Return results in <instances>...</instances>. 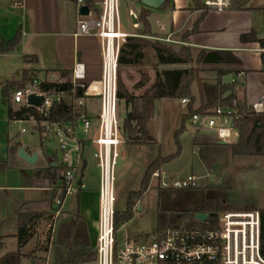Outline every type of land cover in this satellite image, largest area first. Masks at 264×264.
Instances as JSON below:
<instances>
[{
  "label": "crops",
  "instance_id": "obj_1",
  "mask_svg": "<svg viewBox=\"0 0 264 264\" xmlns=\"http://www.w3.org/2000/svg\"><path fill=\"white\" fill-rule=\"evenodd\" d=\"M0 1L5 2L6 6L5 10L0 8V41L10 39L18 29L21 31L19 43L9 51L0 53L4 56L22 59L24 66L17 72L26 69L41 77L47 73L70 71L75 62H80L84 65L87 81L99 78L100 40L92 36L74 35L77 18V7L74 0ZM178 1L179 3L173 2L170 8L164 10L160 7L156 10L151 9L149 16L155 17L160 14L156 17L158 26L157 32L154 33L170 35L171 38L193 27L201 11L193 9L192 5L184 0ZM154 11L159 13H154ZM250 31H253L258 38H264V0H260L257 6H253L248 0H230L229 5L220 11L208 9L199 20L197 31L190 34L187 42L180 41L197 53L200 50L230 51L240 61L238 65L198 63L204 66L210 65L211 75L210 80L201 86L200 84L192 85L193 96L199 98L194 102V107L199 106L198 103L203 99L200 88L206 94L205 100L210 101L214 97L218 83L231 82L236 83V97L243 100L248 107L252 108L254 104L259 106L260 102H264V66L260 60L264 47L257 42L242 43L239 39L241 34ZM31 57H35V60ZM130 65L135 64L122 66ZM144 86L145 84L139 88ZM209 90L211 94L207 96L205 91ZM133 95L139 97L142 93ZM165 99L167 97L155 100L151 110L146 114L144 129L147 141L139 143L141 146L154 149L160 146L155 134L149 132V122L153 116H156V113L158 114L160 107H163ZM121 101L124 102L123 99H118V117ZM139 101L141 100L138 98L137 102ZM86 105L94 121L98 112L97 98L87 99ZM124 105L126 115L131 110V105H126L125 102ZM183 106L185 110L186 105ZM183 112L178 115L179 123ZM6 137L9 148L14 153L12 152L10 158L6 160L0 159V235L2 237L0 256L19 250L24 254H31V257L25 258L21 264H59L61 256L66 253V245L74 233L75 215L82 222L85 236L93 246L92 240L95 243L98 210V170L91 157L92 147L86 145L82 168L77 178V181H80L84 187L71 195L72 198L67 197L63 209L55 216L53 197L59 179L51 182L46 176L35 174L37 169L48 166L58 167L54 141L40 135L37 144L16 139L15 142L20 144L19 147H23L29 155L36 152L35 162L29 164L17 157L19 147L14 150L15 142L12 143L7 134ZM129 143L126 141L121 144L119 150ZM192 146L195 147V153L205 154L211 152L217 144L212 134L201 133L192 136ZM48 149L54 151H50V155H47ZM150 154L147 166L157 156H166L158 149L157 152H150ZM171 162L172 160L162 164L160 169L167 171L165 167ZM177 171L182 172V168L167 172ZM202 177H208V174ZM252 208L264 209V206ZM139 209L141 210L140 207ZM24 212L42 213V215L35 217L29 223L30 236L24 244L19 245L16 236L17 214ZM76 231L78 233L77 229Z\"/></svg>",
  "mask_w": 264,
  "mask_h": 264
},
{
  "label": "built area",
  "instance_id": "obj_2",
  "mask_svg": "<svg viewBox=\"0 0 264 264\" xmlns=\"http://www.w3.org/2000/svg\"><path fill=\"white\" fill-rule=\"evenodd\" d=\"M230 0H204L208 9L222 10ZM77 7L75 36H92L100 40L101 69L98 79L86 80L84 65L75 62L67 77L59 73L32 76L23 86L10 93V103L18 108L32 107L37 116L29 112L12 123H30L33 131L48 137L55 143L60 179L53 197L54 215L57 216L67 199L84 185L77 181L84 160L86 145H90L91 157L98 170L97 223L95 237V264H264L260 253V218L258 209H226L212 216L214 228H166L141 236L127 235L117 239L115 217V167L119 148L124 143L118 117L117 73L121 46L129 37H146L122 28L120 0H74ZM82 5L88 7L86 15L79 14ZM132 27L140 26L138 11L128 8ZM160 39V38H157ZM161 40L170 41V35ZM69 82V88H46L44 83ZM81 90V94H78ZM39 96L38 104H30V96ZM97 98L98 112L93 118L86 101ZM188 98H180L187 105ZM63 103L72 118H51L53 106ZM252 109L264 111V102ZM236 101L223 105L221 101L210 110L193 113L187 120L193 135L210 133L215 142L229 145L237 139L234 118ZM27 128H21L25 132ZM187 132V129H185ZM40 132V133H39ZM181 171L163 169L151 173L160 188H196L202 176L189 174L179 178ZM207 176V175H206Z\"/></svg>",
  "mask_w": 264,
  "mask_h": 264
},
{
  "label": "rangeland",
  "instance_id": "obj_3",
  "mask_svg": "<svg viewBox=\"0 0 264 264\" xmlns=\"http://www.w3.org/2000/svg\"><path fill=\"white\" fill-rule=\"evenodd\" d=\"M204 1V0H203ZM253 6H257L260 0H248ZM179 3L178 0H166L160 9L170 8L172 3ZM193 7L191 0H184ZM141 7H149L142 0H120V20L122 28L125 31L143 33L142 25L135 29L132 27V21L127 15L128 8L137 10ZM0 8L5 10V2L0 1ZM156 10L158 7H151ZM194 9V8H193ZM154 13H159L154 11ZM160 15V14H158ZM149 16L151 31L150 36H146L150 41H159L174 48L184 46L180 42L179 35H173L170 41L161 40L165 36L157 32L156 17ZM160 38V39H157ZM192 58H195L197 52L191 47ZM24 65L21 58H12L0 54V84L5 80L20 77V71L17 72ZM192 67L198 70L200 77V86L204 82L210 80L211 72L210 65L204 66L196 62L189 64H172L162 65L159 64L153 52L146 49L144 57L139 64L130 66H118V86H123L122 90H126L132 94H141L144 89L153 81L155 72L163 68H183ZM203 69H205L203 71ZM30 78L37 76L36 73L30 71L28 73ZM143 79H147L144 87L139 88L137 83H141ZM195 84V83H194ZM135 87V89H134ZM207 96H210L211 91H205ZM202 98L205 100L204 91L200 88ZM226 94L218 93L215 98V104ZM10 99V97H9ZM199 98L194 97V102ZM140 102V101H139ZM193 102V105H194ZM10 103V100H9ZM11 104V103H10ZM200 104V103H198ZM13 109H16L14 104H11ZM125 105L121 101L119 105V121L123 122L125 117ZM185 112L184 106L180 105L179 99L167 98L163 102V107H160L158 114L153 116L149 122V132L155 134L156 140L160 146L156 149L149 148L148 146H141L139 143L130 142L119 150L117 165L115 167V208L123 210L126 205L127 194L130 191L136 190L140 183L141 177L147 166L148 156L150 152H157L160 150L161 154L169 155L175 151V144L173 140V133L178 127L179 113ZM183 112V113H184ZM27 128L25 132H21V128ZM185 129L179 136L180 151L179 154L172 160V162L165 167L167 171L182 168V172L178 175L179 178H184L189 174L204 176L206 173L208 177L200 180L196 188H175L167 189L157 186L151 175L148 179V185L145 192L134 206L133 218L126 222L123 227L117 230V239L123 240L127 235L145 236L146 234L154 231L157 227V216L162 214L166 218L167 224L170 219L173 222L169 224L171 227L179 225V227H188L198 229L200 225L192 220V210H194L204 198H216L223 204L226 209H249L255 206H264V156H231L230 146L217 144L211 152L195 153V147L192 146L193 132L188 126L186 121ZM40 133V132H39ZM11 138V142L15 140H23L27 143L37 144L39 142V135L33 131L30 123H11L6 121V104L3 103L0 97V159L6 160L10 158V154L14 151L10 150L7 143V137ZM124 143L126 139L123 137ZM237 140V139H236ZM47 155H50L48 149ZM17 155V153H16ZM15 157V155L13 154ZM18 157V155H17ZM186 164L184 165V163ZM29 167V166H28ZM72 198V196H70ZM141 208V210L139 209ZM63 209V208H62ZM221 211V210H219ZM218 211H213L215 214ZM196 214H193L195 217ZM196 218V217H195ZM206 222H214L212 216L205 219ZM204 220V221H205ZM215 224V222H214ZM93 246L95 245L92 240Z\"/></svg>",
  "mask_w": 264,
  "mask_h": 264
},
{
  "label": "trees",
  "instance_id": "obj_4",
  "mask_svg": "<svg viewBox=\"0 0 264 264\" xmlns=\"http://www.w3.org/2000/svg\"><path fill=\"white\" fill-rule=\"evenodd\" d=\"M87 4L92 0H84ZM193 8L200 10L201 14L197 21L194 22L193 27L189 31H185L180 36V41L187 42L188 37L193 32L197 31V25L202 16L207 12L208 8L204 5L203 0H191ZM151 13L150 7H141L138 9V20L143 28L142 35L150 36L151 27L148 20V16ZM21 38V31L16 30L15 34L8 40L2 39L0 41V53H5L15 47ZM242 43L257 42L261 47H264V38H258L253 31L249 33H243L239 37ZM146 49H150L156 61L162 65L172 64H189L192 62L203 64H240L239 59L233 55L230 51L224 50H200L195 58H192L190 46L184 45L179 48H174L165 43L159 41H150L146 37H129L126 42L121 46L118 56L119 65L127 64H139L141 63ZM35 60V57H31ZM260 60L262 66H264V52L260 54ZM28 70H20V77L14 78V76L5 80L0 84V97L6 104V118L7 121L14 119H21L24 113L29 112L40 120L41 117L37 116L32 107L13 109L9 103L10 93L21 86H23L30 76ZM62 77H67L69 71H59ZM137 83V86H142L144 81ZM200 77L198 70L192 67L183 68H163L155 72V76L151 84L143 91L139 97L134 96L132 93L122 90L123 86H118L117 76V96L118 99H123L125 104L131 105V110L126 113L123 122L121 123V129L123 137L127 142L143 143L147 141L145 135V121L146 114L151 110L153 102L160 98H188L189 101L186 105L185 112L181 115L180 123L177 129L173 133V140L175 144V151L166 156H157L146 167L144 174L140 180L138 188L130 191L127 194L126 205L123 210L115 208L114 226L118 228L120 225L130 221L134 216V206L137 200L140 199L145 192L148 179L152 172L160 169L161 165L173 160L180 151L179 136L185 131L186 121L193 113L204 112L215 107V98L218 93L226 94L221 99V104L232 105V101H236L237 115L234 118V126L237 129V140L230 146V153L232 156H264V111L255 112L251 107H248L243 100H239L235 95V82L231 83H218L217 88L214 91V97L212 100L207 101L201 99L199 106L194 107V96L192 94V85L195 83L200 84ZM46 88H69V82L64 83H44ZM78 94H81V90H78ZM138 98L141 100L137 102ZM51 118H60L63 120H69L73 116L68 111L63 103L56 104L52 107L50 112ZM20 146L19 143H14V150ZM36 175H44L51 182L60 179V169L58 167L48 166L47 168L37 169ZM255 209V208H249ZM226 210V208L216 198H204L201 203L192 210L190 218L200 225L198 229L214 228V222H206L197 220L193 214L206 213L208 216H215L213 211ZM260 218V253L264 256V209H258ZM42 213H18L17 214V241L19 245H22L29 238V223ZM173 219L169 220L167 224L164 215L159 214L157 216L158 230H164L166 228H178L179 225L170 226ZM185 228H188L187 226ZM76 229L78 233H76ZM73 236L69 239L66 245V253L61 256L59 264H95V249L88 242L83 224L78 220L75 215L73 222ZM2 237L0 235V248L2 246ZM31 257V254H24L19 250L6 253L0 256V264H21L25 259Z\"/></svg>",
  "mask_w": 264,
  "mask_h": 264
},
{
  "label": "water",
  "instance_id": "obj_5",
  "mask_svg": "<svg viewBox=\"0 0 264 264\" xmlns=\"http://www.w3.org/2000/svg\"><path fill=\"white\" fill-rule=\"evenodd\" d=\"M147 6L151 7H161V5L166 1V0H142ZM88 12V7L86 5H82L79 8V14L81 15H86ZM41 101V97L39 96H30L28 99V102L30 104H38ZM17 155L19 158L23 159L25 162L29 164H33L36 160L37 154L36 152L31 153L30 155L26 153L23 147H19L17 149ZM196 219L199 221H204L207 218L206 213H196L195 215Z\"/></svg>",
  "mask_w": 264,
  "mask_h": 264
}]
</instances>
